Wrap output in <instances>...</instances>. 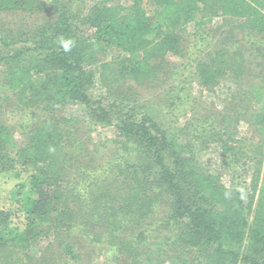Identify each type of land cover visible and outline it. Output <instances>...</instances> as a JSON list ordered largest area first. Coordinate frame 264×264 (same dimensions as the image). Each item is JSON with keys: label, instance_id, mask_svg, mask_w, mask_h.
Returning a JSON list of instances; mask_svg holds the SVG:
<instances>
[{"label": "trees", "instance_id": "trees-1", "mask_svg": "<svg viewBox=\"0 0 264 264\" xmlns=\"http://www.w3.org/2000/svg\"><path fill=\"white\" fill-rule=\"evenodd\" d=\"M53 2L0 0V12L10 16L4 20L9 25L0 20V100L18 115L11 126L0 119V185L11 183L0 195V252L10 248L13 256L0 255V263L30 264L22 253L39 238L52 245L64 226L53 264H78L73 242L84 223L93 222L98 232L92 240L107 237L116 247L105 254L121 252L125 264H264V77L256 80L264 75V59L256 62L248 52L264 45V0H154L149 14L142 0H96L82 14L61 0L41 23L24 29L15 22ZM215 19L219 26L231 23L224 42L210 48L203 27ZM189 24L202 42L185 46ZM234 30L245 35L230 50ZM62 39L74 42L71 51L62 49ZM110 50L115 54L107 58ZM166 53L187 63L169 69ZM190 63L192 70L182 68ZM188 78L210 92L224 79L231 87L228 108L212 118L193 115L186 130L157 116L153 102L161 98L149 87L157 82L165 91L178 89L170 108L190 95L182 96ZM96 84L103 96L94 94ZM138 87L142 96L149 94L146 104L137 102ZM67 103L83 106L85 122L64 115ZM241 121L253 134L248 144L236 138ZM79 122L91 129L112 126L113 137L104 138L112 142L108 155L98 151L109 157L105 161L84 165ZM14 132L25 140L18 142ZM211 142L221 147L220 173L199 166L198 152ZM241 165H249L247 190L235 185ZM222 172L233 173L229 184ZM123 183L120 196L108 191V184ZM158 196L160 215L148 203ZM129 221L138 224L132 231ZM152 238H158L153 249L147 243ZM192 248L201 259L188 257Z\"/></svg>", "mask_w": 264, "mask_h": 264}, {"label": "rangeland", "instance_id": "rangeland-1", "mask_svg": "<svg viewBox=\"0 0 264 264\" xmlns=\"http://www.w3.org/2000/svg\"><path fill=\"white\" fill-rule=\"evenodd\" d=\"M49 1V0H46ZM58 2H53L50 6H46L44 8V10H41L38 12V14H24L23 17H21L19 20L15 21L19 23V26H22L24 29H28L31 26H34L38 23H41L43 20V16L45 15H52L55 12L53 8H57L60 7L62 4ZM96 0H70L71 2V9L73 8L74 12L77 13L79 12V14H82L83 12H87L88 8L92 5L93 2H95ZM125 1H129V0H111L112 3H123ZM143 3V8L144 10H146L147 14L152 13V11L154 10V0H142ZM0 20H2L1 23L3 24H7L9 25L6 21L8 18H10L9 15H6L4 12H0ZM48 17V16H47ZM10 20V19H8ZM16 20V19H15ZM14 21H12V27H15ZM220 20L219 19H215L213 21V23L205 25V27H203L204 34L205 36H207L205 38V40H203V42H207L209 41V45L210 48L212 46H219L221 45L224 40L221 42V44L219 43L220 40L224 39L223 36H226L227 34V30L229 29V24L231 22H227L225 24H222L219 26ZM2 25V24H1ZM3 26V25H2ZM5 28H9V27H5ZM194 31V27L192 24H189V26L186 27V30L183 32V36L185 37L183 44L186 46L190 41L192 42H198L201 41L202 35L201 34H193ZM240 31V30H239ZM238 30H234L232 32V37H231V41H229V44L226 43V45H228V48L230 50H232L233 48L231 46H234L238 40H240V38L244 37V33L239 32ZM202 32V31H201ZM200 33V32H199ZM243 42L247 41V38L245 37L244 39L242 38ZM202 42V41H201ZM20 45V43L18 44ZM262 47H260V49L255 50L250 48V50L248 51L250 58L254 57V55L258 56L255 60L256 62H263L262 60L264 59V45H261ZM115 51L110 50V52L107 51L106 55L107 58H109L111 55H114ZM167 60V67L169 69H171L172 66L180 64V63H187V60L185 57L179 56L177 55H173L170 53H166L165 57ZM194 65L195 63H190L187 67L182 66L183 69H191L192 70V65ZM261 65H264V63H262ZM172 73V72H170ZM256 73V72H255ZM179 76H177V79L174 80V82H176V80H178ZM264 77V75L260 78H256V80H260ZM168 82V81H167ZM97 83V82H96ZM168 84V83H166ZM165 84V85H166ZM231 87L230 81L228 80H222L218 86H216L214 89V92H210L208 90H204L198 83L194 82L193 79L188 78L187 82H186V86L183 89V93L182 96H184L186 93H190V95L186 98H184L183 100L177 101L175 102V104L168 108V103L177 98V93L176 91L178 89H176V91H165V89H162V86H159L157 82H155L151 87H149V91H152L154 94L158 95L161 98V104H158L156 102H153V104L155 105V107L157 108V116L161 115L162 116V121L164 123H166L167 125H171L173 127H179L182 126L184 127L186 130L189 128V124L191 122H195L196 120H194L192 117L193 115L195 117H199V118H203L204 116H207L209 118H212L213 115L216 113V111L220 110V109H224V108H228V106L230 105V98H227V93L229 91ZM234 86L232 85V89L233 90ZM141 87H138L137 91L139 92V97H138V103L141 104H146V99L148 98V93H144L143 96L140 93ZM94 94L96 95V97L98 96L99 93H101L100 95L103 96V88L100 84H96L94 89ZM99 95V97H100ZM0 97H4V94L2 92V88H0ZM154 96H151L150 98H153ZM0 103L3 104V106L1 107V111L3 112V116L0 117V119H2L3 123L7 124V125H14L16 123V119L18 118V115L14 114V110L12 109L13 107L7 103V101H3L0 100ZM83 106H79L75 103H67L64 106V115L72 118L74 116L78 117L79 119H82L85 122V119H87L86 116H84L85 110L82 108ZM2 115V114H1ZM190 119V120H189ZM189 120V121H188ZM162 122V123H163ZM165 125V124H164ZM78 127L81 129L80 133L83 136L82 140H83V144H84V150L85 152L82 154L81 156V160L83 161L84 165L86 167H88V165L90 164L89 161L94 160L93 164L99 163V162H103L105 161L107 158L105 155L104 156H100L99 155V150L103 149V151L108 155L107 151L111 149L112 146V142H108L109 139H104V138H111L113 137L114 134V129L112 128V126H93L92 129L90 128L91 126L89 125V122H86L84 125L81 124L79 122ZM238 136H236V138H245L246 139V143H250L253 140H248V137H251L250 135H253L251 132V129L247 126V123L244 121H241L240 124L238 125ZM12 136L14 137V139H17L18 142L22 143L25 139L23 136L19 135L18 133H12ZM257 137L253 138L254 140ZM94 142H98L99 145L94 146L93 143ZM228 154L225 155V157H227ZM110 156V155H109ZM220 157H221V147L218 143H209L207 147H205L204 149L200 150L198 152V160H199V166L200 168H209L212 172H221L222 170V163L220 161ZM238 166V165H237ZM249 168V165H241L238 168V172H236V175L238 176L236 181H235V185H240L243 189L247 190L248 186H247V182L249 179V174L247 173V169ZM222 175V180L226 183L229 184L231 181V177L230 175H233V173H230L229 177L226 173H221ZM1 180V179H0ZM12 181V180H11ZM109 186H107L108 191L112 192L115 196H120L117 195V190H122L125 189L124 183L118 187V186H112L110 184H108ZM11 188V183L7 181V185L4 186V184L0 185V195L3 196L5 193H3V190L7 189V193H8V189ZM97 191V190H96ZM160 199H162V196H158L155 200H152L150 202H148L150 204V206L153 209L154 213H157L160 215V213L163 212V206L161 204ZM70 203V201H69ZM71 205V204H70ZM134 205V204H133ZM132 205V206H133ZM13 208L12 206L9 208L11 209ZM126 215H129L128 212ZM16 222L20 223L21 222V218H17ZM144 224V223H143ZM137 223L136 222H128L127 226L129 231L134 230V228L137 227ZM138 227H141L138 226ZM65 227L63 226L61 233L62 236L59 235V232H54V236L52 239V245L49 244L48 240L44 241V239L39 238L40 240H38L36 242V244L33 246L32 249H30L29 253L26 255L25 253H22V255L24 256L23 258L28 260V258L30 259V264H37V262L39 264H53V262L55 263L56 260L58 259V251H61L60 246L57 244V239H59V236H61V238H65L66 236V232H65ZM131 229V230H130ZM72 230V228H71ZM80 230V234L78 235V240L73 242L74 248H78L79 250H77L76 252L80 254L81 259L79 260L78 264H125L124 259L122 257H124L125 255L122 254L121 252H119V254H115V253H111V251L113 249H111V251L109 252L110 254H105L107 253L106 247H116V246H111V240L107 239V237L103 240L102 243L100 242H95L92 240V238L96 235V233L98 232V229L95 227V224L93 222H89V223H84V227ZM85 231V235L82 234V232ZM106 233V232H105ZM47 238V236H46ZM49 238V237H48ZM71 238V235H70ZM69 238V240H70ZM121 238H125V237H121ZM158 238H152L149 239L147 241V243L150 244V248L153 249L155 248L156 244H152L153 241H157ZM127 240H131L130 238ZM135 240V239H134ZM56 241V242H55ZM118 241L119 246L122 244L121 239H116V242ZM136 241V240H135ZM135 241H133L135 243ZM65 242V240H62L61 243ZM142 248H140V255H145L146 253H144L146 247L145 245H143V243H141ZM148 245V244H147ZM146 245V246H147ZM8 252H0V255L2 256H6L5 258H9V257H13L10 254V248H7ZM41 250V251H40ZM109 251V250H107ZM43 254V255H42ZM188 257L191 258H196L198 257L199 259H201L200 255H199V251L197 249H191V251L188 253ZM123 260H121V259ZM28 262V261H26ZM2 264V263H0ZM162 264H169V262H165Z\"/></svg>", "mask_w": 264, "mask_h": 264}, {"label": "clouds", "instance_id": "clouds-1", "mask_svg": "<svg viewBox=\"0 0 264 264\" xmlns=\"http://www.w3.org/2000/svg\"><path fill=\"white\" fill-rule=\"evenodd\" d=\"M60 45L65 52H69V51H71L72 47L74 46V42L72 40L62 39L60 41Z\"/></svg>", "mask_w": 264, "mask_h": 264}, {"label": "built area", "instance_id": "built-area-1", "mask_svg": "<svg viewBox=\"0 0 264 264\" xmlns=\"http://www.w3.org/2000/svg\"><path fill=\"white\" fill-rule=\"evenodd\" d=\"M263 12H264V7H263Z\"/></svg>", "mask_w": 264, "mask_h": 264}]
</instances>
